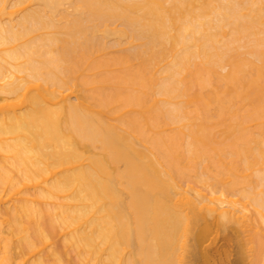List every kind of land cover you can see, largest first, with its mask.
Masks as SVG:
<instances>
[{
    "label": "bare ground",
    "instance_id": "obj_1",
    "mask_svg": "<svg viewBox=\"0 0 264 264\" xmlns=\"http://www.w3.org/2000/svg\"><path fill=\"white\" fill-rule=\"evenodd\" d=\"M0 264H264V0H0Z\"/></svg>",
    "mask_w": 264,
    "mask_h": 264
},
{
    "label": "rangeland",
    "instance_id": "obj_2",
    "mask_svg": "<svg viewBox=\"0 0 264 264\" xmlns=\"http://www.w3.org/2000/svg\"><path fill=\"white\" fill-rule=\"evenodd\" d=\"M222 244H223V241H220V242H219V245H222Z\"/></svg>",
    "mask_w": 264,
    "mask_h": 264
}]
</instances>
